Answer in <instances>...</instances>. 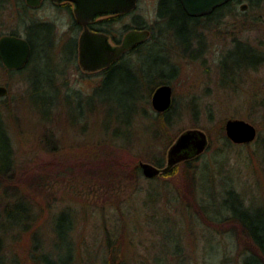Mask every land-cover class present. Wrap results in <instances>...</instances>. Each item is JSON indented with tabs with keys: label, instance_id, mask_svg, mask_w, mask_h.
Instances as JSON below:
<instances>
[{
	"label": "rangeland",
	"instance_id": "obj_1",
	"mask_svg": "<svg viewBox=\"0 0 264 264\" xmlns=\"http://www.w3.org/2000/svg\"><path fill=\"white\" fill-rule=\"evenodd\" d=\"M9 4L0 15V36L16 29L28 39L26 24L18 23L15 0H9ZM158 6L159 0H139L132 13L112 25V45H117L114 37L122 39L127 27L135 25L136 18L151 24ZM238 8L240 13L228 14L226 20L211 23L203 30L204 21L198 22L201 24L198 32L204 37L202 45L192 29L195 23L179 11L177 15L182 22L173 24L168 43L162 37V42L165 40L170 48L171 63L164 67L166 72L174 73L168 84L173 87V104L178 115L170 133L178 135L184 131L182 129L189 128H199L207 133L209 147L196 162L201 165L211 160V155H218L216 152L223 147L217 125H225L230 118H241L254 124L258 130L255 141L224 147L223 156L227 157L224 168L235 173V181L230 179V182L244 193L247 203L254 207L253 214L264 221V0L260 6L246 12ZM28 14L54 25L55 44L49 53H53L54 59L36 62L19 72L8 71L0 63V85L9 89L7 96L0 97V111L8 125L15 156L13 176L9 181L0 180V203L14 202L17 195L27 200L33 212L27 230L17 229L6 236L7 264H32L35 253L38 257L50 253L55 264H60V259L68 256L70 240L54 232L58 226L55 215L63 209L70 210L75 219L72 236L77 264H155L156 254L164 256L166 248L162 245L165 243L172 250L166 257L167 264H175L177 258L171 254L178 238L189 264H241L238 241L231 225L208 222L195 208L187 206L189 202L177 196L180 191H186L182 167L180 175H164L158 181L143 174L140 162L153 163L149 159L152 155L163 156L166 166L172 144L167 147V137L153 139L154 135L148 133L154 127L151 122L154 115L141 110L146 101L142 103L127 96L128 82L118 77L104 92L106 105L83 120H86L85 130L80 128L84 123L76 128L70 124V115H81L75 101L67 103L62 99L51 120L41 116V110L45 112L48 107L37 104L29 92L43 93L39 86L41 81L47 84L53 71L58 73L63 69L64 45L80 36V31L74 32L71 28L73 17L50 3L32 8ZM153 25L161 38L163 24ZM236 40H241L244 46L236 48L235 55L225 60ZM42 41L48 45L42 36L35 40L36 48ZM249 45L262 57L257 70L251 69L250 59L241 55L242 48L246 53L250 51ZM68 46L69 42L66 48ZM164 55L157 49L153 57H144L135 67L142 68L145 75L157 82V72L164 68ZM238 65L247 70H239ZM63 76L69 79L71 92L77 90L83 95L92 93L101 79L99 75L85 74L77 59L67 66ZM146 91L144 84L137 89L135 86V92L139 94ZM154 91L147 107L157 115L152 105ZM44 92L43 98H50L54 93L49 88ZM92 103L90 100L88 104L91 106ZM120 117L130 119L132 126L118 122ZM107 123L119 125L123 131L132 129V140L115 137L114 127L110 131L104 128ZM135 157H138L136 161ZM136 163L140 166V177L137 174L129 176L128 171ZM205 185L209 187L208 183ZM149 191H155L152 196L156 197L161 193L155 205L162 214L152 220L146 206L152 202L148 199ZM194 196L192 194L191 198ZM218 208L224 211L220 205Z\"/></svg>",
	"mask_w": 264,
	"mask_h": 264
},
{
	"label": "trees",
	"instance_id": "obj_2",
	"mask_svg": "<svg viewBox=\"0 0 264 264\" xmlns=\"http://www.w3.org/2000/svg\"><path fill=\"white\" fill-rule=\"evenodd\" d=\"M250 3V7L260 6L263 0H246ZM237 2V0H236ZM9 0H0V15L8 8ZM236 3L227 4L220 9H218L214 15L219 17H225L228 14H238V7L233 6ZM15 6L19 11V25L21 23L26 24L27 29L25 31L28 40L32 44L33 47V56L28 63V65L19 71L26 70L27 68L36 64V62L44 61L49 62L51 59H54L53 53L49 54L52 51L54 45V35L49 36L55 32L54 25L48 21L39 20L34 17L28 16V12L32 9L26 2V0H15ZM159 10L160 13L164 14L166 17L165 21L160 22L163 24L161 28V38L158 33L155 32V26L153 23H147L145 21H139L138 19L142 18H135L137 19L135 25H129L127 28L130 29H146L153 31L151 32L150 39L147 43L143 45H139L122 55L120 59L113 62L110 66L106 67V72L101 76L100 81L93 89L92 93L88 95H83L80 91L74 90L71 92L70 81L67 77H64L65 70L64 67L69 66L73 60H76V46L77 41L76 39L70 40L69 46L66 48L68 42L65 43L64 49L63 48V57L62 63L65 65L63 69H59L58 73L53 71L54 74L51 75V78L48 80L47 84L40 83L43 93H30V97L37 103L43 104L48 107L47 111L41 110V116L46 120H51L55 117V113L59 108V105L62 103V99L66 100L67 103H72L73 101L77 102L78 105V113L81 115H70V124L73 127H78L82 123L83 126L80 128L82 130L86 129L84 119H89L90 113H95L99 111L100 108L106 105V95L104 92L114 83L117 81V78H122L123 82H128L130 88L127 90V96H130L135 101H146L143 103L145 107L141 106V110L146 111L149 115H154L152 119V124L154 127L152 130H147L148 133L151 135L153 134V139H157L159 137H167V147L170 146L173 141L177 138L180 134H172L170 133V129L174 123L178 121V115L175 114L174 104L171 106L169 110L166 112H157V115L153 114L147 107L149 102V97L151 93L161 84L169 83L171 77H173L174 73L172 74L171 71H167L164 66L166 64L170 65L171 58H170V48L167 47V43L170 40V35L173 33V24L182 20H170L169 17L177 16V12L184 17L195 23L193 26V31L195 32V38H199V42L201 45L203 44L202 41L204 39L202 32H198L201 24L200 19H195L189 17L184 11L182 5L180 4L179 0H159ZM165 10V13H164ZM120 19V18H119ZM169 19V20H167ZM117 21L116 18H108L106 19V23L102 24L103 29H106V33L113 35L112 32V25L114 22ZM202 30L204 29L203 25L201 26ZM127 30V31H128ZM200 31V30H199ZM11 34L15 35H23L19 30L13 29ZM45 35V36H44ZM43 36L45 40H47L48 45H45L44 42H40L36 48V39H40ZM163 39L165 40L162 42ZM194 36V35H193ZM192 37V39H195ZM115 41H120L118 38L114 37ZM73 43V44H72ZM234 47L228 50L227 55L225 56L227 60L230 57L235 55V49H239L243 47L241 40L234 41ZM169 46V44H168ZM247 47V44L245 45ZM250 51L245 52L242 48V54L245 57H248L251 62V69L257 70L261 60V55L258 54V51L249 45ZM159 49L161 52L165 53L164 60L162 62V70L157 72L158 74V81L154 82L149 75H145L142 68H136L135 64L139 63L144 59V57H153V53ZM184 49V53H185ZM38 53V56L36 55ZM55 62V60H54ZM57 62V61H56ZM247 62V61H246ZM1 63V62H0ZM223 63V61H222ZM225 63V62H224ZM135 69H133L132 67ZM247 70V67H243L242 65H238V69ZM64 70V71H63ZM178 69L176 68V71ZM9 71V70H8ZM18 71V72H19ZM13 72V71H12ZM16 72V71H15ZM136 83V85H134ZM140 84H144V88L147 90L144 94H139L135 92L136 89ZM51 89L54 93L50 95V98H43L41 95L45 94L44 90ZM140 90V89H139ZM60 91H62V95L60 96ZM5 97V96H4ZM41 100L42 102H37ZM92 100L93 103L90 106L88 103ZM140 110V111H141ZM133 112V111H132ZM213 116V115H210ZM118 122L126 123L125 125L130 127L132 126V122L122 120L121 117L119 118ZM129 123V125L127 124ZM197 126V125H194ZM114 127V129H112ZM107 131L112 129L113 135L115 137L126 139L127 141H131L133 137V130L128 128L126 130H121V126L116 125L112 126L110 123H107L106 127H104ZM217 135L218 138L221 139L223 142V147H220L216 152L218 155H211L212 159L209 160L207 163H203L201 165L197 164L196 162L202 158L205 154H201L193 159L186 160L182 163L176 165L170 171L160 174L157 177L150 178L152 181H158L163 179L165 176H172L175 177L180 175L179 171L180 167H182L181 176L185 180L186 191H180L178 197H182L184 201L187 203L189 202L188 207L195 208V211L199 214L206 217L207 221L210 223H216L218 225L230 224L232 228V232L236 235L238 245H239V254L241 256V264H264V221L258 217V215L253 214L252 210L254 207L251 204L247 203V200L244 196V193L237 190V188L230 182L231 180L235 181V173L231 170H226L224 168L226 163V156H223L224 147L232 146L234 142L228 138L227 134L225 133V125L221 123L217 125ZM185 129H182V131ZM152 131V132H151ZM181 131V130H180ZM151 138V137H150ZM152 139V138H151ZM236 144V143H234ZM214 157V158H213ZM138 157H135V161ZM140 159H143L140 157ZM150 161L155 163L156 165L163 167L164 166V157H159L157 155H152L149 157ZM15 169V156H14V148H13V141L12 137L9 133L8 125L5 122L2 112L0 111V180L2 181H9L14 174ZM131 170L128 171L129 176H136V174L140 177V166L138 163L135 164L134 167L130 168ZM140 172V173H139ZM206 172V173H204ZM165 175V176H164ZM208 183V188L206 185ZM165 185L168 182H164ZM193 186V187H192ZM155 190V189H154ZM184 192V193H183ZM155 194V191H149L148 199H151L150 203H146V206L149 208V212H151V220L155 217L162 214V210H158V205H155L156 201L160 199L161 193L152 196ZM195 195V198H191V195ZM190 195V196H189ZM177 198V197H176ZM175 198V199H176ZM190 198V199H189ZM174 199V201H175ZM192 202H190V201ZM194 204V205H193ZM222 207V210L218 208V206ZM195 206V207H194ZM153 212V214H152ZM56 220L58 221V226L54 232L58 234V236H65L69 240L67 252L68 256L62 260L60 264H77L76 262V244L72 236V231L74 229L75 219L73 217V213L68 209H63L59 211L57 215H55ZM33 219V212L32 207H30L27 200L25 201L24 198L18 197L16 195V200L14 202L7 203L2 205L0 203V264H7V258L5 253V240L6 236L10 233H13L17 229L20 231L27 230L30 226V220ZM62 227V228H59ZM36 234H34L35 236ZM69 236V237H68ZM109 245L112 246V242L109 241ZM37 246V245H36ZM166 248V251L163 253L164 256H158L156 254V262L155 264H167V256L170 255V248H168V244L162 245ZM184 249L181 246V240L175 241V250L171 255H175L177 258V262L175 264H189L188 259L183 253ZM39 254H34L32 264H55V260L51 258L50 253L44 255L43 257H38ZM116 261L115 259L113 262ZM57 262V261H56ZM112 262V263H113ZM58 264V263H57ZM121 264H124L121 262ZM223 264H225L223 262Z\"/></svg>",
	"mask_w": 264,
	"mask_h": 264
},
{
	"label": "water",
	"instance_id": "obj_3",
	"mask_svg": "<svg viewBox=\"0 0 264 264\" xmlns=\"http://www.w3.org/2000/svg\"><path fill=\"white\" fill-rule=\"evenodd\" d=\"M58 2L60 0H53ZM77 2L76 16L84 26L79 40V63L88 72L110 66L127 51L135 48L150 37L149 29H131L126 32L121 43L112 45L108 33L94 31L89 23L97 15H112L133 11L138 6V0H75ZM230 0H180L188 15L199 17L210 14L214 9ZM27 4L37 8L43 0H26ZM246 8V4L243 5ZM32 46L27 38L21 35L4 34L0 37V57L9 69H23L29 62ZM9 89L0 85V97L7 96ZM173 104V87L164 83L159 85L152 96V105L157 112H166ZM225 130L228 138L236 144L251 143L258 136L257 127L241 118H230L226 121ZM209 147L207 133L199 128L184 130L168 149L167 164L160 167L153 163L142 161L140 166L143 174L154 178L173 169L179 163L193 159L203 154Z\"/></svg>",
	"mask_w": 264,
	"mask_h": 264
},
{
	"label": "flooded vegetation",
	"instance_id": "obj_4",
	"mask_svg": "<svg viewBox=\"0 0 264 264\" xmlns=\"http://www.w3.org/2000/svg\"><path fill=\"white\" fill-rule=\"evenodd\" d=\"M139 1V0H138ZM180 1V0H179ZM44 3H50V4H52V5H54V6H56L57 8H59V9H61V10H63L64 12H66V13H68L71 17H73V22H72V26H71V28H73L74 29V32H77L78 30L80 31L79 32V34H80V36H81V33H82V31L84 30V26L82 25V24H80L79 22H78V20H77V16H76V12H75V10H76V7H77V2L75 1V0H60V1H58V2H55V1H53V0H43V2H42V4L40 5V6H38L37 8H39V7H41ZM231 3H236V5H233V6H236V7H240V9L243 11V12H246L248 9H250L251 7H250V3L248 2V1H246V0H237V2H236V0H230V1H228L226 4H224V5H222V6H220V7H218V8H216V9H214V11L212 12V13H210V14H207V15H203V16H199V17H193V16H190V15H188L189 17H192V18H195V19H200L201 21L203 20L204 22V24H205V26L203 25V27L204 28H206L208 25H210L211 23H215V24H218V23H220L221 21H223V20H226L229 16L227 15V16H225V17H219V16H216V15H214L215 14V12L218 10V9H220L221 7H223V6H225V5H227V4H231ZM180 4H181V2H180ZM244 4H246V8H243V5ZM182 5V4H181ZM31 7V6H30ZM183 7V6H182ZM31 8H33V7H31ZM33 9H36V8H33ZM184 9V8H183ZM239 9V8H238ZM134 11V10H133ZM133 11H130V12H127V13H119V14H113V15H106V14H102V15H97L95 18H94V20H92V22H90L89 23V28L90 29H92V30H94V31H100V32H104V33H106V29H103V28H101L102 27V24L103 23H106V19H108V18H116L117 19V21L119 20V18H122L124 15H126V14H129V13H132ZM184 11H185V9H184ZM239 11V10H238ZM161 11L159 10V6H158V11L156 12V15H155V17L153 18V20L151 21L152 23H155V24H158V23H160V22H162V21H165L166 19V17H164V14L162 13H160ZM164 13H165V10H164ZM187 13V12H186ZM134 18H135V16H134ZM170 18V20H172V21H175V20H180L179 19V17H177V16H171V17H169ZM187 19V18H186ZM167 20H169V19H167ZM131 30V29H130ZM129 31V30H128ZM151 31V30H150ZM127 32V31H126ZM109 34V33H108ZM203 34V33H202ZM51 35H54V38H55V32L53 33V34H50L49 36H51ZM80 36L78 35V37L76 38V41H77V46H76V50H77V54H76V59H77V61H78V65H79V67H81L80 66V63H79V40H80ZM109 36H110V39H112V37H113V35H111V34H109ZM1 37V36H0ZM26 38V37H25ZM150 38H147L144 42H142L141 44H138L137 46H139V45H143V44H145V43H147L148 42V40H149ZM204 40V39H203ZM121 41H122V39H120V41H117V42H115V44H119V43H121ZM30 42V41H29ZM31 44V43H30ZM54 44H55V41H54ZM73 44V43H72ZM31 46H32V44H31ZM136 46V47H137ZM32 56H33V47H32V54H31V57H30V60H31V58H32ZM30 60H29V62H30ZM0 61H1V63L4 65V63H3V61H2V59H1V57H0ZM28 62V63H29ZM28 63L26 64V66L28 65ZM25 66V67H26ZM4 67H6L5 65H4ZM24 67V68H25ZM23 68V69H24ZM82 68V67H81ZM6 69L7 70H9V71H13V72H15V71H19L18 69H9L8 67H6ZM66 69H67V67H64V70L66 71ZM20 70H22V69H20ZM63 70V71H64ZM83 70V72L85 73V74H87V75H99V76H102L105 72H106V67L105 68H102V69H100V70H96V71H92V72H88V71H85L84 69H82ZM173 102H174V100H173ZM173 105V104H172Z\"/></svg>",
	"mask_w": 264,
	"mask_h": 264
}]
</instances>
